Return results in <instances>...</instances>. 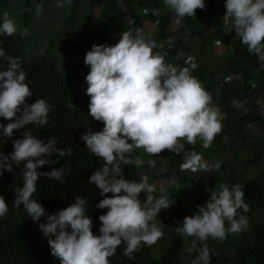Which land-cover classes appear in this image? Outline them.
Listing matches in <instances>:
<instances>
[{"label": "clouds", "instance_id": "clouds-1", "mask_svg": "<svg viewBox=\"0 0 264 264\" xmlns=\"http://www.w3.org/2000/svg\"><path fill=\"white\" fill-rule=\"evenodd\" d=\"M163 2L178 18L195 16L197 9L205 8L204 0ZM225 8V26L230 21L249 53L264 62V0H225ZM0 33L8 36L17 33L14 20L6 12ZM158 47L155 40L137 28L135 34L130 30L120 33L114 45L94 44L84 58V63L90 66L86 76L89 114L103 122L102 130H88L81 137L88 153L104 161L88 180L104 197L95 207L107 209L99 216V235L92 231L93 219L86 213L87 201L83 197H74V202L51 215L33 199L40 176L64 182L63 167L41 169L49 165L48 158L53 154L71 156L72 149L65 151L57 147L55 138H38L31 128H26L45 126L50 105L43 98L31 104L26 102L33 94L26 83L27 74L21 70L19 58L7 56L0 48V57L9 61L7 69L0 71V117L9 121L0 123V139L11 138L15 131L22 130V138L12 140L14 151L8 155L0 152V176L5 170L14 171L13 165H22L16 173L22 177V187L15 188L13 206L20 209L23 204L34 222L46 217L39 227L49 237L51 254L59 258L60 264H110L109 258L121 245L123 255L133 259L142 245L151 247L164 236V224L156 218L162 209L171 208L173 202L166 194L155 196L156 190L147 177H141L139 182L124 178L122 165L144 164L141 157L134 155L137 149H143L149 156H157L164 150L183 152L182 172L210 170L201 154L185 150V143L195 145L200 140L204 148L210 147L222 131L223 116L212 104L209 92L192 75L198 67L195 57H187V66L181 67L166 62L165 54L154 51ZM232 104L243 106L236 100ZM69 107H74L71 102ZM148 164L154 165L155 161L150 159ZM220 166L215 163V170ZM209 191L210 198L197 205V210L176 227L179 236L192 238L187 251L195 252L196 256L191 264H210L209 238L224 241L229 234L249 227L248 217L240 211L250 210L240 184L230 188L221 183ZM141 192L146 193L143 201L139 199ZM7 212L8 204L0 195V217Z\"/></svg>", "mask_w": 264, "mask_h": 264}, {"label": "trees", "instance_id": "trees-1", "mask_svg": "<svg viewBox=\"0 0 264 264\" xmlns=\"http://www.w3.org/2000/svg\"><path fill=\"white\" fill-rule=\"evenodd\" d=\"M22 1H26V4L33 5L36 9L41 8L43 14L49 13L55 2L57 5L64 4V0ZM204 3L205 8L197 9L195 16L184 18H178L174 11L165 6L163 0H71L68 6L72 7V16L82 4L85 7L101 9L100 16H104L101 17L99 24L102 35L98 39L101 44L114 45L119 41L120 33L130 30L135 34L136 29L139 28L145 36L160 45L154 51L165 54V60H171L174 65L187 66L185 61L189 55L206 54L208 50L217 49L228 54L229 59L225 65L215 68L199 66L195 58L198 67L192 71V75L211 95L212 104L228 117V121L221 122L222 131L216 135L213 142L216 144L224 142V134L231 138L246 139L245 129L251 126H257L263 134L264 113L259 108L260 104H264L260 101L264 96V62L255 54L249 53L247 46L241 42L235 32L224 34L225 0H204ZM0 23H2L1 19ZM206 24H211L213 28H207ZM170 38L171 43H169ZM190 38L193 40H189ZM214 40H218L216 47H213V43L216 42ZM0 48L5 50L7 56L19 58L21 70L27 74L26 83L29 84L33 94L26 98V102L31 104L37 98H43L50 105L48 123L45 126L28 125L26 128H31L38 138H55L58 141L57 147L65 151L68 148L72 149L71 156L60 157L53 154L48 158L49 165L41 169V171H51L52 168L63 167L64 182L40 176L33 199L38 200L47 214L51 215L74 202V197H83L87 201L86 213L93 219L92 231L99 235L101 226L99 216L107 209L95 207L104 197L96 185L89 184L88 180L95 170L103 166L104 161L88 153L81 137L88 130L93 132L102 130L103 122L96 121L89 114L90 97L86 94L87 82L80 76L62 72L53 60L29 56L24 52L20 35L8 36L0 33ZM8 64L7 59L0 57V71L6 70ZM219 73L223 76L221 89L217 92L218 83H214L213 76ZM238 75H241L240 79ZM233 100L243 106H234ZM70 102L74 107H69ZM233 121H236L235 125L232 124ZM8 122L0 117V123ZM18 138H22V130L15 131L11 138L0 139V152L5 155L13 152L12 140ZM196 144L185 143V150L195 151ZM252 151L254 153L252 156H246L243 158V163L238 162L234 166L243 164V167L247 168L260 164L264 156V141L254 143ZM143 152V149H137L134 155L140 157ZM183 155V152L174 154L171 166L166 171L170 177L177 176ZM20 167L22 165H13L14 171L5 170L0 176V195H3L8 204V212L0 217V264H60L59 258L51 254L49 237H45L39 227L40 223L46 222V217L34 222L23 209V204L20 205V209L13 206L16 197L15 188L22 187V177L16 175ZM122 170L125 179L140 181L135 165H122ZM234 184L243 187L245 202L250 206L249 212L243 213L241 209V214L263 212V221L247 234L240 248L239 257L242 263L249 258L254 264H264V170L251 180L241 183L232 180L227 185L231 188ZM199 197L196 196L198 201L202 203L207 201L206 197H201L202 199ZM139 199L145 200L146 193L141 192ZM210 255V264H225L226 261L222 256H217L211 250ZM109 260L110 264H184L180 253L173 252L162 259H157L147 245H142L141 249L134 253L133 259L123 255L121 245ZM191 261L187 264H191Z\"/></svg>", "mask_w": 264, "mask_h": 264}, {"label": "rangeland", "instance_id": "rangeland-1", "mask_svg": "<svg viewBox=\"0 0 264 264\" xmlns=\"http://www.w3.org/2000/svg\"><path fill=\"white\" fill-rule=\"evenodd\" d=\"M67 1L71 2V0ZM65 5L68 6L70 3H64ZM79 8L80 6L73 16L67 12V9L59 11L57 7L50 14H43L41 8L36 9L33 5L26 4V1L0 0V19L2 20L6 12L14 20L17 26L16 34L21 36L24 52L29 56L53 60L62 72L75 74L86 81L90 66L84 63V58L94 44H101L98 39L102 35L99 24L101 17L104 16H98L96 25L92 27L91 23L84 24L89 22L90 18L84 14L80 16ZM207 27L213 28L211 24ZM214 41L218 44V40ZM213 47H216L214 43ZM210 51L202 55L189 56L195 57L199 66L206 68L221 67L229 59L228 54L217 49ZM166 62L172 63L169 59ZM245 133L246 139L231 138L224 134V142L218 144L212 142L208 148L202 146V141H197L195 151L209 164V171L191 173L178 170L177 176L170 177L166 171L171 166L174 153L164 150L157 156H149L145 152L140 155L144 160L143 165L136 166L140 180L141 177H147V182L156 190L155 196L166 194L173 202L171 208L162 209L157 217V222L161 220L164 224V236L150 247L155 258L162 259L168 254L178 252L183 257L184 264L193 260L196 253L190 254L187 251L192 238L179 236L176 227L185 216L192 215L197 210V205L204 204L198 201L196 196H200V199L206 197L208 200L209 190H214L219 184H228L232 180L237 183L245 182L263 172L264 156L258 165L247 168H244L243 164L234 166L238 162L243 163V158L246 156L254 154L252 151L254 143L264 141V133L262 134L257 126L247 127ZM150 159L155 161L154 165L148 164ZM217 162L221 165L218 171L214 168ZM246 216L249 219V227L246 230L229 234L224 241L211 238L207 241L209 249L217 256H222L226 261L225 264H254L249 258L241 262L240 248L247 234L263 221V212L255 211Z\"/></svg>", "mask_w": 264, "mask_h": 264}, {"label": "crops", "instance_id": "crops-1", "mask_svg": "<svg viewBox=\"0 0 264 264\" xmlns=\"http://www.w3.org/2000/svg\"><path fill=\"white\" fill-rule=\"evenodd\" d=\"M73 1V0H72ZM120 2V1H119ZM81 3H84V2H81ZM57 4H56V2H55V4H54V6H52L50 9H49V14H50V12H52L56 7L58 8V10L59 11H63V9H67V12L68 13H71V8L73 7L72 5H73V3H71V6L72 7H69V6H67V5H65V6H62V7H58V6H56ZM64 5V4H63ZM80 6V8H79V13H80V16L82 15V14H84L85 16H87L88 18H90V20H89V22L87 21V22H85L84 24H86V23H91L92 24V27H94L95 25H96V23H97V17L98 16H100V14H101V9H98V8H94V7H91V6H86L85 7V5L84 4H82V5H79ZM208 28V27H207ZM110 44H111V42H110ZM214 44L216 45L217 44V42H214Z\"/></svg>", "mask_w": 264, "mask_h": 264}, {"label": "built area", "instance_id": "built-area-1", "mask_svg": "<svg viewBox=\"0 0 264 264\" xmlns=\"http://www.w3.org/2000/svg\"><path fill=\"white\" fill-rule=\"evenodd\" d=\"M41 1V0H40ZM64 3H67V4H69L70 2H66V0H64ZM157 14H159L158 12H157ZM223 32H224V34H231V33H233L234 32V30L231 28V23H228V25L227 26H225L224 25V28H223ZM189 40H193V38H190ZM222 74H218V75H215V76H213V81H214V83H218V86H217V92H219L220 91V89H221V79H222ZM238 77H239V79H240V77H241V75H238ZM260 101L261 102H264V96H262L261 98H260ZM259 110L262 112V113H264V104H260V108H259ZM222 114V116H223V119H222V121L221 122H226V121H228V117H226V115L225 114H223V113H221ZM233 125H235L236 124V121H233V123H232Z\"/></svg>", "mask_w": 264, "mask_h": 264}]
</instances>
